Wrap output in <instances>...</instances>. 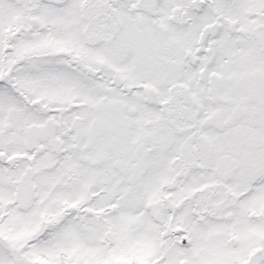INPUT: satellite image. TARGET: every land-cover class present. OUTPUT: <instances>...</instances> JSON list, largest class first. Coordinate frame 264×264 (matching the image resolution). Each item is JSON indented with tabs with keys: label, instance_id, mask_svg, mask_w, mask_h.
I'll use <instances>...</instances> for the list:
<instances>
[{
	"label": "snow or ice",
	"instance_id": "obj_1",
	"mask_svg": "<svg viewBox=\"0 0 264 264\" xmlns=\"http://www.w3.org/2000/svg\"><path fill=\"white\" fill-rule=\"evenodd\" d=\"M0 264H264V0H0Z\"/></svg>",
	"mask_w": 264,
	"mask_h": 264
}]
</instances>
